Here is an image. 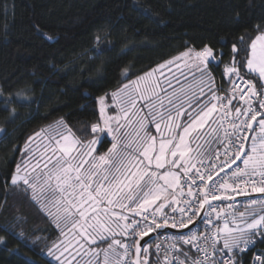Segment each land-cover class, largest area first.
Listing matches in <instances>:
<instances>
[{
	"label": "snow or ice",
	"instance_id": "6c2138e0",
	"mask_svg": "<svg viewBox=\"0 0 264 264\" xmlns=\"http://www.w3.org/2000/svg\"><path fill=\"white\" fill-rule=\"evenodd\" d=\"M256 27L259 34L250 42V53L241 36L240 47L233 43L234 55L227 62L222 49L214 51L209 45L175 57L192 71L191 80L185 77L180 83L177 78L179 87L171 80L167 88L162 87L156 73L165 64L136 79L125 76L128 83L112 92L111 105L105 104V96L99 98L100 120L90 125L92 139L84 142L70 129L52 135L38 158L32 153L23 168L17 166L10 183L22 182L23 191L30 189L32 199L64 237L63 249L55 256L60 264H72L81 255L88 257L85 264H148L147 257L141 259L148 248L140 241L161 228L189 229L187 237H178L189 247L178 248L173 241L170 248L179 255L169 259L165 249L164 264H239L237 253L247 251L255 235L264 237V214L257 217L253 212L250 221L244 220L252 205L264 208V199L245 205V211L238 212L239 220L233 214L231 226L226 218L222 226L211 219L212 213L217 221L226 215L213 201L264 193V25ZM222 63V76L229 77L231 88L221 84L213 89L211 69ZM253 73L258 74L256 83ZM9 103L5 101L6 108ZM109 106L116 108L115 115L106 114ZM250 132L257 134H245ZM99 133H106L110 142L95 135ZM197 140L203 144L193 147ZM106 143L110 146L105 150ZM212 143L218 145L214 150ZM179 204L184 206H173ZM206 206L208 217L202 223L210 227L201 237L189 226H195ZM53 247L59 249L60 244ZM70 249L72 259L61 260ZM156 249L159 253L161 245L156 244ZM48 254L53 255V250ZM255 260L264 264V252L256 254Z\"/></svg>",
	"mask_w": 264,
	"mask_h": 264
},
{
	"label": "trees",
	"instance_id": "16d2710c",
	"mask_svg": "<svg viewBox=\"0 0 264 264\" xmlns=\"http://www.w3.org/2000/svg\"><path fill=\"white\" fill-rule=\"evenodd\" d=\"M257 25L264 0H0V264H55L45 251L58 229L25 186L10 183L31 137L61 122L86 142L98 99L124 72L135 78L204 45L227 62L239 37L248 51Z\"/></svg>",
	"mask_w": 264,
	"mask_h": 264
},
{
	"label": "rangeland",
	"instance_id": "374dc122",
	"mask_svg": "<svg viewBox=\"0 0 264 264\" xmlns=\"http://www.w3.org/2000/svg\"><path fill=\"white\" fill-rule=\"evenodd\" d=\"M189 49H193V48H187L184 51L180 52L179 54H177V55H175V56H173V57H171V58H169L166 61H164V62L161 63V64H165V67L163 69H160L159 71H157L156 75L158 76V78L162 82V87H165V88L168 87V80H171V83L173 85H175L176 87H179V83L177 82V78H179V82L180 83H184L185 82V77H187L188 80H191V78H192V71H190L188 68L184 67L183 62H181V61H174V58L175 57L180 56L181 53H183V52H185V51H187ZM248 52L250 53V45L248 47ZM218 59H219V57H218ZM170 60H173L174 63L171 64V65L166 64V62L167 61H170ZM161 64H159V65H161ZM213 64H215V62H213ZM159 65H157L156 67H154V68H152V69H150L148 71H152L153 69H158L159 68ZM220 66H221V64L219 65V67H213L211 69L212 76L214 77V80H215V83L212 85L213 89H219L220 86H221V84H224L225 85L224 82L229 78L227 75H223L222 76L223 69H224V66L225 65L222 66V67H220ZM245 70L247 71V68L246 67H245ZM148 71H146V72H148ZM146 72H144L141 75H144ZM253 74H255V73H253ZM199 75H200V73L197 72L196 73V76L199 77ZM255 75H258V74H255ZM123 76L124 77L126 76V73L125 72L123 73ZM136 78H137V76L135 78H132V79H136ZM217 79H218L219 83L216 81ZM123 83H128V80H126ZM123 83L119 86V88L123 86ZM224 85H223V87H224ZM116 90H114V91H116ZM168 91L171 92L172 89L171 88H168ZM207 91H208V89H207V87H205V92H207ZM111 94H112V92H110L109 94L105 95V104L106 105H111ZM97 106H98L99 120H100V99H98V101H97ZM116 111L117 110H116L115 107L109 106V107L106 108V114L107 115H115L116 114ZM212 127H216L215 124H213ZM208 130L209 129L206 126L205 129H204L205 133H207ZM2 132H3V130L0 127V135L2 134ZM257 132H258V129H257ZM67 133H68V131L66 130V127L64 126V124H62L61 122H58V123H55V124H53L52 126L46 128V129H44L42 132L38 133L39 135L36 134L35 136L31 137L27 141V143H26V146H25V152H26V154H25V157L20 162L19 166H21V168H23L24 163L26 161H28V157L32 153H35L36 157L38 158L39 155H40V152L43 149V146L49 142V139H48L49 137H51L52 135L67 134ZM256 134H257L256 132H253L252 133V136H255ZM96 135H99L101 137H106L107 141H109V142L111 140L110 137H107L106 136V133H99V134H96ZM207 138L208 137L205 136V139H207ZM196 143L203 144V140H197V141H195L193 143V147H195V144ZM216 145H217L216 143H212L211 144V149H214L216 147ZM109 146H110V143H106L105 144V150ZM250 146H251V140H250L249 146H248V149L249 150H250ZM99 147L100 146L97 145L98 151H99ZM205 147H208V146L205 145ZM31 163H35V160H32ZM29 171H30V168H29ZM21 174L23 175L24 173L22 172ZM33 175H35V173ZM19 185H23V183L21 182ZM23 186H25V185H23ZM28 192L31 194V190L30 189L28 190ZM38 205L45 212V214L48 215V213L41 207V205L39 203H38ZM253 212L255 213V215L257 217L259 215H261V214H264V211H248V214L245 216L244 220L245 221H250L252 219ZM48 217L52 221V219H51V217L49 215H48ZM236 217L239 220V216H236ZM229 223H230V226H231V221H229ZM243 226H244V223L241 222V227H243ZM58 231H59V238L54 243H52L49 246H47L46 247L47 249L45 251V257L48 258L51 262H53L55 264H60V262L55 259V256L56 255H59L60 254V251L63 249V244H61L60 242L64 240V237L60 234V230L59 229H58ZM54 244H60V248L59 249H55L53 247ZM49 249H52L53 250V255H49L48 254L49 253ZM73 254H74L73 251L70 249L69 252H66L64 254V256L61 257V260H65V259L71 260ZM87 259H88V257L83 256V255L77 256L76 259L72 261V264H77V262H79V264H85V261Z\"/></svg>",
	"mask_w": 264,
	"mask_h": 264
},
{
	"label": "built area",
	"instance_id": "2783aa9c",
	"mask_svg": "<svg viewBox=\"0 0 264 264\" xmlns=\"http://www.w3.org/2000/svg\"><path fill=\"white\" fill-rule=\"evenodd\" d=\"M241 87H244L243 85H241ZM231 88V86H230ZM245 91H247V89H245ZM224 92L223 91H218L217 94L220 96H223ZM235 103V102H234ZM225 127H227V125H225ZM229 131H231V129H229ZM251 133H245L248 136H251ZM220 136L222 138H224V130L220 129ZM248 141L246 142V146H247ZM218 147V146H217ZM223 151V149L221 148V152ZM205 163H207V161H205ZM239 163V162H238ZM233 167H236V165H233ZM240 167H243V165L240 163ZM229 173L231 172V169L227 170ZM225 173H221V176H224ZM217 179H219V177H217ZM248 195H255L254 197H250V198H243V199H235L232 200L228 203H224V204H219V203H213L215 205H217L219 208H223L226 210V215L224 217H221L220 221L216 220V214L212 213L211 214V219L213 220V224H219L222 226L223 220L226 218L229 221H231L232 219V215L236 214V216H238V212L239 211H245V205H250L251 201L253 199L256 200H261L264 199V193H251ZM248 195H236L235 197L238 196H248ZM229 205H232V207H229ZM174 207H181L184 206L183 204H179V205H173ZM165 211L169 214V216L173 215L171 212V208H166ZM248 211H264V208H261L259 205H252ZM208 212L209 209L205 208V211L203 213V216L201 218V220L195 225L193 226L191 229L193 232L197 233L198 235H200L201 237L205 235L206 231L209 229V225L202 223V220L206 217H208ZM177 218H179V213L176 214ZM237 218V217H236ZM163 229V228H161ZM173 229V228H170ZM160 229H157L156 231H154L153 233V238L145 245V247L148 248V253H144L142 252L141 255V259H144L145 257H148L149 255L152 256L153 258V264H164V256H165V249H168V256L169 259H171V257L176 254L179 255L178 253H174L173 250L170 248V245L173 243V241H176L177 243V247L178 248H184L187 249L189 246L188 245H183L182 241H179L178 237L183 234L185 237L188 236L189 230H187L184 233L181 234H177V233H160L158 234L157 231ZM173 230H181V229H173ZM212 231H215V228L212 227ZM253 239L255 240L254 244H249L248 245V250L245 252H238V258H239V264H258V262L255 260V255L261 252H264V246L260 247L258 246V243L260 240L264 239V237H261L259 234L255 235L253 237ZM156 244H160L161 245V250L159 253H157V249H156ZM222 246V245H220ZM133 253H134V248H133ZM202 255V253L200 254ZM181 259L183 258L182 256L180 257ZM225 259L227 257H224ZM217 259H220V257H217ZM174 264V262H173Z\"/></svg>",
	"mask_w": 264,
	"mask_h": 264
},
{
	"label": "water",
	"instance_id": "95a60500",
	"mask_svg": "<svg viewBox=\"0 0 264 264\" xmlns=\"http://www.w3.org/2000/svg\"><path fill=\"white\" fill-rule=\"evenodd\" d=\"M255 195H248V196H238V197H235V199H243V198H250V197H254ZM234 199V200H235ZM232 201V200H231ZM230 201H213L212 203H219V204H224V203H228ZM206 208V207H205ZM205 209L202 210L201 212V217L197 218V223L201 220L202 216H203V213H204ZM196 223V224H197ZM195 224V225H196ZM190 228L193 227V225H190L189 226ZM187 230L189 229H181V230H173V229H170V228H163V229H160L157 231L158 234L160 233H177V234H181V233H184L186 232ZM153 238V234H150L149 236H146L144 237L143 240L140 241V243L145 247V245ZM145 241H147V243L145 244ZM134 252H135V249H134ZM143 252V251H142ZM142 252H141V255H142Z\"/></svg>",
	"mask_w": 264,
	"mask_h": 264
},
{
	"label": "crops",
	"instance_id": "0c3cea01",
	"mask_svg": "<svg viewBox=\"0 0 264 264\" xmlns=\"http://www.w3.org/2000/svg\"><path fill=\"white\" fill-rule=\"evenodd\" d=\"M256 76L258 77V75H256ZM224 83H225V82H224ZM261 83H264V81H261ZM216 115H217V114H214V116H216ZM215 126L217 127V125H216V124H215ZM219 135H220V133H219ZM217 146H218V145H216V147H215L214 149H216V148H217ZM214 149H213V150H214ZM241 164H242V163H241Z\"/></svg>",
	"mask_w": 264,
	"mask_h": 264
}]
</instances>
